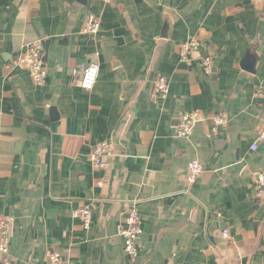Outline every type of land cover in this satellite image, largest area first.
<instances>
[{"label": "crops", "instance_id": "obj_1", "mask_svg": "<svg viewBox=\"0 0 264 264\" xmlns=\"http://www.w3.org/2000/svg\"><path fill=\"white\" fill-rule=\"evenodd\" d=\"M89 13L100 29L85 34ZM36 39L41 86L11 65ZM188 39L199 47L184 61ZM92 61L98 75L85 89ZM157 73L169 91L153 99ZM189 111L199 120L178 136ZM215 114L224 122L213 130ZM261 133L264 0H0V216L12 219L11 264H46L49 247L80 264H264ZM102 141L115 153L100 169L87 155ZM194 159L205 171L189 186ZM132 201L143 228L135 261L120 234ZM84 206L87 228L73 216Z\"/></svg>", "mask_w": 264, "mask_h": 264}, {"label": "built area", "instance_id": "obj_2", "mask_svg": "<svg viewBox=\"0 0 264 264\" xmlns=\"http://www.w3.org/2000/svg\"><path fill=\"white\" fill-rule=\"evenodd\" d=\"M108 2L110 0H101ZM100 29V17L96 13H89L83 23L81 32L85 34L96 33ZM199 47L196 39H188L180 44L181 60L189 61V54ZM202 63L209 71L212 59L209 56L202 57ZM11 65L17 68H25L31 74L32 80L36 86L45 83L46 67L44 62V45L42 40L36 39L26 44L24 49L19 52L12 60ZM98 75V64L95 61L90 62L84 69L81 86L85 89H92ZM169 91L168 80L166 76L157 73L153 78V89L151 98L164 97ZM197 111H189L182 113L177 118L175 133L178 136H188L193 125L199 120ZM211 129L219 128L224 122L221 115L215 114L210 118ZM259 139H264V133L259 135ZM254 143L252 149H256ZM115 145L112 141H102L95 144L88 153V158L92 165L96 168L107 167V159L114 155ZM205 171V166L199 160H191L187 165L186 183L194 185ZM98 186H102L98 182ZM254 192L257 198L264 197V174H259L254 185ZM73 216L80 218L84 227L90 224L89 206L81 207L73 212ZM12 219L9 216H0V264H11L9 255L10 249V233L9 225ZM143 233L142 221L136 203L129 202L126 207V215L124 218V226L120 230V234L124 240V251L132 259L136 260L139 251V242ZM223 236H227V232L223 231ZM46 264H80L65 259L62 254L55 248H48L45 254Z\"/></svg>", "mask_w": 264, "mask_h": 264}, {"label": "water", "instance_id": "obj_3", "mask_svg": "<svg viewBox=\"0 0 264 264\" xmlns=\"http://www.w3.org/2000/svg\"><path fill=\"white\" fill-rule=\"evenodd\" d=\"M165 25H164V28L162 30V33H161V37L162 38H165L166 37V34H167V28L169 26V22L168 20H165ZM252 58H250V56H245L244 60H243V65H244V68L248 71H251L252 70V67H253V62H251Z\"/></svg>", "mask_w": 264, "mask_h": 264}]
</instances>
